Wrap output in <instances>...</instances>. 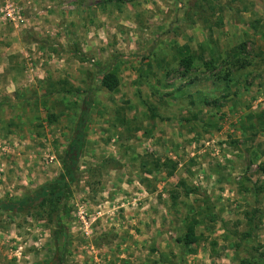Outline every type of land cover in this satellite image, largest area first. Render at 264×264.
<instances>
[{"label": "rangeland", "instance_id": "rangeland-1", "mask_svg": "<svg viewBox=\"0 0 264 264\" xmlns=\"http://www.w3.org/2000/svg\"><path fill=\"white\" fill-rule=\"evenodd\" d=\"M263 54L264 0H0V201L63 191L0 208V264L264 257Z\"/></svg>", "mask_w": 264, "mask_h": 264}, {"label": "trees", "instance_id": "trees-1", "mask_svg": "<svg viewBox=\"0 0 264 264\" xmlns=\"http://www.w3.org/2000/svg\"><path fill=\"white\" fill-rule=\"evenodd\" d=\"M181 48H183L184 50V54H181L179 52V57H178V64L180 66H182L184 69H188L190 67V58L187 54V46L184 45ZM99 84L100 86H102L103 88L107 89V90H111L113 89L116 85H117V78L113 73L110 72H106L103 73L99 79ZM82 117L79 119L78 123L75 126L76 129V133L74 134V136L71 138L70 140V144H69V166L72 167L74 165V161L75 158L77 156V152L80 148L81 145V138H82V130H81V124L82 122L85 120V113L81 115ZM160 166H166L167 170H166V175L171 174V170L174 167V163L167 159L165 162L164 161H155L153 163V168H159ZM189 191L187 192H195L198 189L195 188H190L188 189ZM63 197V191L59 190V191H54V189L52 190L47 188V187H41V190H37L35 191L31 196L29 197H25L24 199H21L19 201H0V208L4 209V210H8L11 212H18L23 210L26 206H28L29 204H32L35 201H40L42 199L48 198V199H55V202L57 204H59V201L61 200V198ZM29 202V204H28ZM248 222L250 221V217H248ZM197 224V221L193 218H191L185 225V231L183 233V235L180 237V239H178V241L183 244V245H189L192 243H195L199 240L200 236L196 235L194 233V225ZM251 229V228H249ZM250 230L249 231H245L244 233H242V237H248L250 236ZM237 264H264V257L261 254H258L256 257H244V258H240L237 262Z\"/></svg>", "mask_w": 264, "mask_h": 264}, {"label": "crops", "instance_id": "crops-1", "mask_svg": "<svg viewBox=\"0 0 264 264\" xmlns=\"http://www.w3.org/2000/svg\"><path fill=\"white\" fill-rule=\"evenodd\" d=\"M255 37H258L259 38V34H256L255 35ZM215 55H221V51H220V49H218L217 51H216V53H215ZM7 57H11V55H7ZM258 59V60H257ZM252 63H250V64H248V67H250V68H253L254 66L256 67H262L263 68V66H264V54L261 56V58L260 57H258V58H256L254 61H251ZM253 66V67H252ZM8 68H10V67H8ZM263 81V80H262ZM258 82V81H257ZM257 82L255 83V84H257ZM253 84V83H252ZM251 87H252V85H251ZM69 147V146H68ZM69 149V148H68Z\"/></svg>", "mask_w": 264, "mask_h": 264}, {"label": "built area", "instance_id": "built-area-1", "mask_svg": "<svg viewBox=\"0 0 264 264\" xmlns=\"http://www.w3.org/2000/svg\"><path fill=\"white\" fill-rule=\"evenodd\" d=\"M10 5L5 6V10L3 11V17H7L8 19H12V9Z\"/></svg>", "mask_w": 264, "mask_h": 264}]
</instances>
